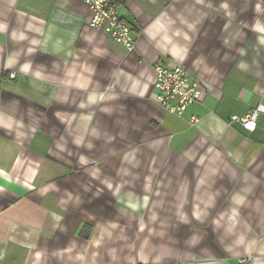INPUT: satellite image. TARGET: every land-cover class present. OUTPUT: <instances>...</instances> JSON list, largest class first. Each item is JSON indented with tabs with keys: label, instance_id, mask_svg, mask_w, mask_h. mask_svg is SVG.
Wrapping results in <instances>:
<instances>
[{
	"label": "crops",
	"instance_id": "obj_1",
	"mask_svg": "<svg viewBox=\"0 0 264 264\" xmlns=\"http://www.w3.org/2000/svg\"><path fill=\"white\" fill-rule=\"evenodd\" d=\"M0 0V264H264V0ZM157 64L204 82L181 115ZM194 116L197 121H190Z\"/></svg>",
	"mask_w": 264,
	"mask_h": 264
},
{
	"label": "built area",
	"instance_id": "obj_2",
	"mask_svg": "<svg viewBox=\"0 0 264 264\" xmlns=\"http://www.w3.org/2000/svg\"><path fill=\"white\" fill-rule=\"evenodd\" d=\"M91 11L90 25L102 29L106 35L126 49L134 46L129 23L117 11L113 0H83ZM155 79L153 83L154 100L166 111L181 115L188 105L195 102L202 95L205 85L197 78H191L185 68L180 64L155 66ZM261 105L241 116H232L231 121H238L248 132H253L257 127L258 114L263 111ZM195 122L197 118L190 117ZM138 264V263H125Z\"/></svg>",
	"mask_w": 264,
	"mask_h": 264
}]
</instances>
